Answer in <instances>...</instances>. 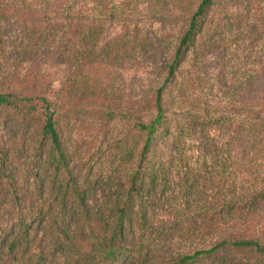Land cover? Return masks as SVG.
Returning <instances> with one entry per match:
<instances>
[{
  "label": "trees",
  "instance_id": "obj_1",
  "mask_svg": "<svg viewBox=\"0 0 264 264\" xmlns=\"http://www.w3.org/2000/svg\"><path fill=\"white\" fill-rule=\"evenodd\" d=\"M91 2L61 0L42 15L39 34L22 40L19 53L53 43L56 56L74 66L64 102L50 97L43 74L0 91L13 134L32 136V145H0V264H36L47 242L61 264H264V230L262 237L246 236V227L228 230L264 196V118L226 120L201 102L190 58V71H180L190 51L198 54L214 0H197L155 82L128 103L103 96L81 75L117 62L134 45L126 29L98 47L101 20L115 10ZM89 16L99 21L86 23ZM61 112L70 120L88 113L130 132L106 145H65ZM220 121L223 129L245 124L244 145H236L237 135L229 137L233 145H188L196 124ZM240 148L251 154L243 171Z\"/></svg>",
  "mask_w": 264,
  "mask_h": 264
},
{
  "label": "rangeland",
  "instance_id": "obj_2",
  "mask_svg": "<svg viewBox=\"0 0 264 264\" xmlns=\"http://www.w3.org/2000/svg\"><path fill=\"white\" fill-rule=\"evenodd\" d=\"M60 1L0 0V91L18 90L21 83L37 80L43 74L51 81L47 92L50 97L59 102L66 100L63 82L75 69L56 56L55 44L34 46L29 49L31 52L19 53L23 38L37 36L46 19L42 15L52 12ZM98 2L115 10L112 16L101 20L98 47L126 29L133 36L134 45L117 62L90 65L81 75L103 96L128 103L155 82L197 0H92L90 6ZM96 21L98 18L91 16L85 19L86 23ZM195 47L198 54L190 51L180 71L183 75L190 71L191 62L197 68L196 93L201 102L209 104L216 113H224L229 118L226 120L256 123L264 118V0H214ZM61 113L65 145H106L107 139L124 137L130 132L121 123L107 124L88 113L71 115V120L65 112ZM221 122L210 123L207 128L196 124L187 136L188 145H208L211 140L216 145H233L229 142L232 135H237L236 145H244L246 130L240 129L245 124L238 126V122H233V127L223 129L218 126ZM13 133L0 112V145H32L31 135L20 141V135ZM12 138L15 140L8 142ZM238 154L239 170L243 171L251 154L248 150ZM93 196L89 195V201ZM254 203V208H246V220L230 224L228 230L242 232L239 229L246 227V236L262 237L264 196L257 197ZM42 249L45 259L36 264H61L58 249L48 242Z\"/></svg>",
  "mask_w": 264,
  "mask_h": 264
}]
</instances>
